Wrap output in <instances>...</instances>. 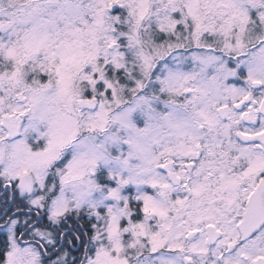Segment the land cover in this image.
Returning a JSON list of instances; mask_svg holds the SVG:
<instances>
[{
	"label": "snow or ice",
	"instance_id": "6c2138e0",
	"mask_svg": "<svg viewBox=\"0 0 264 264\" xmlns=\"http://www.w3.org/2000/svg\"><path fill=\"white\" fill-rule=\"evenodd\" d=\"M0 264H264V0H0Z\"/></svg>",
	"mask_w": 264,
	"mask_h": 264
}]
</instances>
